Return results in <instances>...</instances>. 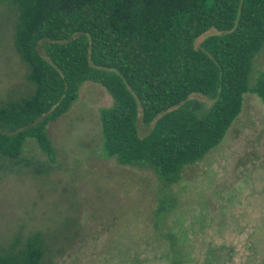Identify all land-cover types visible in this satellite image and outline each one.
I'll return each mask as SVG.
<instances>
[{"label": "trees", "instance_id": "16d2710c", "mask_svg": "<svg viewBox=\"0 0 264 264\" xmlns=\"http://www.w3.org/2000/svg\"><path fill=\"white\" fill-rule=\"evenodd\" d=\"M16 14L14 48L33 86L0 99V176L18 167L34 175L50 167L24 154L33 139L57 161L48 126L69 112L85 82L107 89L113 105L100 111L102 157L148 169L163 188L202 161L242 111L244 94L264 105V71L249 85L252 60L264 45V0H0ZM220 34L199 38L210 30ZM43 52V53H42ZM193 95L212 103L209 107ZM150 127L141 136L138 120ZM43 163V164H42ZM165 197L155 228L169 214ZM52 240L42 232L0 246V264H44ZM180 255V254H179Z\"/></svg>", "mask_w": 264, "mask_h": 264}, {"label": "rangeland", "instance_id": "374dc122", "mask_svg": "<svg viewBox=\"0 0 264 264\" xmlns=\"http://www.w3.org/2000/svg\"><path fill=\"white\" fill-rule=\"evenodd\" d=\"M15 23V12L0 3L3 101L33 88L13 45ZM215 34L207 32L196 47ZM263 71L264 45L252 60L251 87ZM191 99L212 103L201 95ZM243 99L223 141L186 166L180 182L163 188L151 170L102 157L100 111L113 98L102 85L85 82L69 112L48 126L57 161L50 163L35 140L25 142V156L50 171L34 175L18 167L1 173L0 246L40 231L52 240L44 264H171V241L154 224L163 196L170 211L160 230L172 236L185 264H264V105L251 92ZM138 129L141 136L150 131L141 114Z\"/></svg>", "mask_w": 264, "mask_h": 264}]
</instances>
